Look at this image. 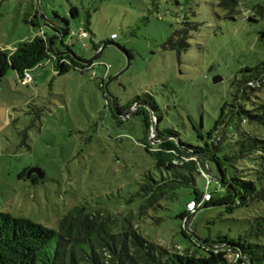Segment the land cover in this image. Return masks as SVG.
<instances>
[{"label":"rangeland","instance_id":"374dc122","mask_svg":"<svg viewBox=\"0 0 264 264\" xmlns=\"http://www.w3.org/2000/svg\"><path fill=\"white\" fill-rule=\"evenodd\" d=\"M239 3L236 19L228 20L217 0H2L0 50L11 51L22 41L33 40L38 29H33L31 19L37 12L34 21L48 38L55 34L42 15L60 26L68 21L70 35L64 45L55 44L58 51L68 47L89 59L96 55L95 46L114 43L120 48L107 46L87 71L76 68L58 76L53 62L46 60L31 71L30 83H20L13 72L4 78L0 85V212L53 230L74 208L121 220L128 217L148 240L179 251L195 250L206 241L212 244L220 236L237 239L243 234L262 212L260 204L232 213L225 206L204 205L183 226L176 216L195 198L192 189L179 191L178 199L164 204L163 210L139 216L146 204L141 195L146 176L160 180L170 172L158 168L146 150L156 148L146 103L151 99L157 103L155 114L161 121L154 122L159 132L173 130L177 144L180 140L202 147L223 107L232 102L234 83L242 79V70L264 61L260 40L264 19L256 15L264 0ZM72 7L78 10L77 18L70 14ZM253 16L257 22L249 21ZM184 28H191L190 47L179 57L164 45ZM84 29L89 33L87 40L81 37ZM124 52L132 55L131 66L109 85L117 107L102 83L127 67ZM216 78L222 80L215 83ZM258 94L264 97V89ZM135 100L138 103L128 109ZM118 109L126 111L121 114ZM138 109L146 114H138ZM234 126L230 123L227 132ZM33 169L42 170L44 178L30 177ZM208 169L210 186L204 176L195 174L196 190L200 195L209 190L216 198L215 179L221 175L214 163Z\"/></svg>","mask_w":264,"mask_h":264},{"label":"trees","instance_id":"16d2710c","mask_svg":"<svg viewBox=\"0 0 264 264\" xmlns=\"http://www.w3.org/2000/svg\"><path fill=\"white\" fill-rule=\"evenodd\" d=\"M217 5L228 20H235L239 14V0H217ZM38 14L34 19H38ZM70 14L72 18H77V8L72 7ZM256 15L264 19V6L257 7ZM28 20L25 17V22ZM249 21L257 22L258 18L253 16ZM64 22L69 29L68 21ZM190 29L177 31L165 43L164 49L175 51L180 57L190 47ZM84 31L89 35L87 30ZM48 39L44 35L19 43L14 51L0 50V85L9 72L17 73L20 79L24 72L31 73L46 60H53L58 76L76 68L87 71L88 66L75 62L68 55L53 56ZM260 40L264 44V31ZM95 48L98 51L101 47ZM129 57L132 58L130 53ZM241 73L242 79L234 83L232 102L223 107L220 119L208 133L204 146L193 147L180 140L177 144L172 140L178 137L175 131L159 132L156 128L153 138L156 148L146 150L155 157L158 168L170 172L160 180L146 176L141 186L146 204L139 211V216L144 218L151 211L163 210L164 204L177 200L179 191L183 189H192L195 196L186 205L192 200H201L203 194L196 190L194 175L203 176L201 170L209 174L208 167L214 163L221 175L217 183L222 186L223 192H216V198L213 196L206 208L225 206L232 213L253 203L262 206V212L255 215L237 239L220 236L212 244L206 241L203 245L198 244L195 250L179 251L148 240L128 217L121 220L100 213L90 214L85 208H74L59 220L58 230H53L29 219L0 212V264H264V97L258 94L264 89V61L256 68H246ZM258 84L261 86L257 87ZM104 85L102 83L103 90ZM151 100L146 105L152 119L160 123L161 119L155 114L157 103ZM138 101L135 100L127 108H133ZM118 111L123 114L126 109ZM137 113L146 114L139 109ZM148 119L146 115L145 125L150 135ZM232 122L234 129L227 132L226 128ZM199 137L203 139L201 134ZM34 183L37 184L36 178ZM198 212L191 214L186 207L176 218L181 219L185 226ZM117 228L120 230L114 232ZM183 235L189 238L184 231Z\"/></svg>","mask_w":264,"mask_h":264},{"label":"water","instance_id":"95a60500","mask_svg":"<svg viewBox=\"0 0 264 264\" xmlns=\"http://www.w3.org/2000/svg\"><path fill=\"white\" fill-rule=\"evenodd\" d=\"M41 9V7H40ZM41 19L47 24V27L55 34V37H52V38H49L48 39V44L50 46V50H51V54L53 56H56V57H59V56H70L75 62L79 63V64H82V65H85V66H91L93 65L94 61L96 59H98L102 54L103 52L105 51L106 47L107 46H115L117 48H120L118 45L114 44V43H107L105 44L101 49H99L98 51H96V55H94L93 57L89 58V59H82L80 58L73 50L71 49H64V50H61V51H58L55 49V45L57 42H59L60 44L64 45V39L66 36L69 35V29H67V26H60L59 24L57 23H54V22H51V21H48L47 18L42 15L41 16ZM124 54L126 55L127 57V67L121 72L119 73L118 75H116L114 78L110 79L105 85H104V90H105V93L107 95V98L109 100H111L112 104L114 106H116V100L114 98V96L110 93V89H109V85L117 80L121 75H123L126 71H128V69L130 68L131 66V59L129 57V53L128 52H124ZM222 79L221 78H216L215 79V83H218L220 82ZM153 124H154V133L153 134H156V123L154 122L153 120ZM32 174H36V175H41V178H44V173L42 170L40 169H33L30 171V174L29 176L31 177ZM210 177H212V175L210 174L209 175ZM215 180H218V179H215Z\"/></svg>","mask_w":264,"mask_h":264},{"label":"built area","instance_id":"2783aa9c","mask_svg":"<svg viewBox=\"0 0 264 264\" xmlns=\"http://www.w3.org/2000/svg\"><path fill=\"white\" fill-rule=\"evenodd\" d=\"M41 34H42V33H41ZM43 36H44V34H42L41 37H43ZM81 37H82L83 39H89V35H88L87 32L84 31V30H83L82 33H81ZM114 37H115V36H114ZM91 67H93V66H91ZM93 75L95 76L96 74L93 73ZM19 80H20V83H22V84H27V83L32 82L31 73L28 72V71L24 72L23 76H22ZM201 172H202V175H203V176L206 178V180H207V186H210V184H211V182H212V180L210 179V176H209L206 172H204V171H202V170H201ZM216 188H217V190H216L217 193H222V192H223V190H222V186H221L220 184H217ZM212 200H213V194H212L209 190H207V191L203 194L201 200H199V201H197V200H192V201H190V202L186 205V207H187V211H188L189 213H191V214L196 213V212L199 211L204 205L210 203Z\"/></svg>","mask_w":264,"mask_h":264},{"label":"crops","instance_id":"0c3cea01","mask_svg":"<svg viewBox=\"0 0 264 264\" xmlns=\"http://www.w3.org/2000/svg\"><path fill=\"white\" fill-rule=\"evenodd\" d=\"M31 20L34 21L35 19L32 18ZM32 27H33L34 30H35V29H38V30H36V33L33 35V39L42 36V34L46 35L45 32H44V29H43L41 26H39V24H38L37 22L34 21V24L32 23ZM41 33H42V34H41ZM112 38L115 39L116 37L112 36ZM31 40H32V39H30V41H31ZM84 40H87V39H84ZM22 42H23V41H22ZM15 48H16V45L13 46V47L10 48V49H11V51H14ZM50 61L53 62V60H50ZM54 64H55V63L53 62V71L55 72V74H57V73H56V68H55V65H54ZM87 70H89V68H88ZM13 74H14V76L19 77V75H18L17 73L13 72Z\"/></svg>","mask_w":264,"mask_h":264},{"label":"flooded vegetation","instance_id":"af4514ba","mask_svg":"<svg viewBox=\"0 0 264 264\" xmlns=\"http://www.w3.org/2000/svg\"><path fill=\"white\" fill-rule=\"evenodd\" d=\"M33 177H34V176H33ZM34 179H35V177H34ZM34 179H33V180H34Z\"/></svg>","mask_w":264,"mask_h":264}]
</instances>
